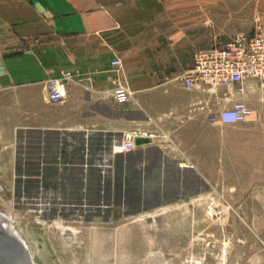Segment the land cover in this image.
Segmentation results:
<instances>
[{
  "label": "crops",
  "instance_id": "obj_1",
  "mask_svg": "<svg viewBox=\"0 0 264 264\" xmlns=\"http://www.w3.org/2000/svg\"><path fill=\"white\" fill-rule=\"evenodd\" d=\"M257 23L264 27V0H0V190L15 181L19 149L36 151L21 156L39 167L36 178H23L42 181L43 167L53 165L59 177L79 170L87 183L95 169L109 193L142 207L132 212L183 197L184 170L221 181V129L208 117L229 96L249 105L264 130V88L248 79L242 94L203 83L185 89L178 76L198 52ZM115 57L131 91L120 105L109 93ZM61 70L73 79L51 103L45 84ZM132 128L180 140V153L156 141L120 150ZM255 224L264 240V214ZM252 264H264V249Z\"/></svg>",
  "mask_w": 264,
  "mask_h": 264
},
{
  "label": "rangeland",
  "instance_id": "obj_2",
  "mask_svg": "<svg viewBox=\"0 0 264 264\" xmlns=\"http://www.w3.org/2000/svg\"><path fill=\"white\" fill-rule=\"evenodd\" d=\"M112 71L117 75L114 67ZM216 125L223 149L221 181L199 180L195 172L184 170L183 197H175L159 211L132 212L142 207L123 199L117 189L115 195L109 193L111 183L95 169L89 170L87 183L80 182L79 170L59 177L53 165L43 167L42 181L35 179L39 167L21 154L36 151L19 149L15 181L0 190V260L3 264H252L264 249L259 229L254 228L264 214V130L252 118L237 125ZM171 139L168 135L161 144L180 153V140ZM173 173L177 179V168ZM28 174L35 178H23ZM166 194V200L174 198L172 191Z\"/></svg>",
  "mask_w": 264,
  "mask_h": 264
},
{
  "label": "built area",
  "instance_id": "obj_3",
  "mask_svg": "<svg viewBox=\"0 0 264 264\" xmlns=\"http://www.w3.org/2000/svg\"><path fill=\"white\" fill-rule=\"evenodd\" d=\"M111 65L117 76L111 80L109 91L117 105L129 101L131 91L127 84L119 78L122 61L115 57ZM73 79L69 70H61L58 76L46 81L45 89L49 102L58 103L65 96V86ZM185 89H192L198 84H205L208 88L222 86L228 92L233 90L242 94L244 83L248 79H257L264 88V27L257 23L253 32L236 31L226 41L206 50L198 52L191 66L183 70L178 76ZM224 106L215 115L208 117L214 124H238L247 122L253 114V109L242 100H230L224 97ZM137 138H149L151 142H166L168 136L164 133L142 128H132L123 133L120 150L127 151L136 148ZM214 202H210L212 206Z\"/></svg>",
  "mask_w": 264,
  "mask_h": 264
},
{
  "label": "water",
  "instance_id": "obj_4",
  "mask_svg": "<svg viewBox=\"0 0 264 264\" xmlns=\"http://www.w3.org/2000/svg\"><path fill=\"white\" fill-rule=\"evenodd\" d=\"M148 143H151V140L149 138H137V139H135L136 145H143V144H148ZM0 264H3V260H0Z\"/></svg>",
  "mask_w": 264,
  "mask_h": 264
},
{
  "label": "bare ground",
  "instance_id": "obj_5",
  "mask_svg": "<svg viewBox=\"0 0 264 264\" xmlns=\"http://www.w3.org/2000/svg\"><path fill=\"white\" fill-rule=\"evenodd\" d=\"M0 216H2V213L0 212ZM1 219V218H0ZM14 231H15V229H13ZM16 233H17V231H15ZM18 234V233H17ZM16 235V234H15ZM17 236V235H16ZM20 238H19V237ZM18 236H17V238H19L20 239V241H22L23 243H24V240H23V238L18 234ZM27 246V245H26Z\"/></svg>",
  "mask_w": 264,
  "mask_h": 264
}]
</instances>
